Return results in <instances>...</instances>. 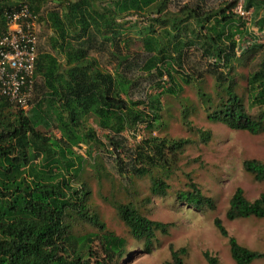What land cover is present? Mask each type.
Returning a JSON list of instances; mask_svg holds the SVG:
<instances>
[{"label": "trees", "instance_id": "obj_1", "mask_svg": "<svg viewBox=\"0 0 264 264\" xmlns=\"http://www.w3.org/2000/svg\"><path fill=\"white\" fill-rule=\"evenodd\" d=\"M50 1L0 0V32L6 30L7 10L22 2L40 14ZM57 1L61 10L39 16L40 21L48 22L53 34L48 37L52 52L39 50L35 105L25 111L0 98V264H120L130 252L128 239L108 229L101 219L93 202V188L84 176L87 158H92L91 165L101 176L103 162L98 154L92 157L97 147L104 144L114 152H126L123 131H132L139 123H145L148 131L162 125L161 96L173 92L175 74L198 90L209 119L234 130L264 133V43H254L241 55L236 54V1L214 10L187 4L174 12L169 10L172 0ZM263 6L264 0H248L245 10L254 8L257 16ZM130 14L148 18V25L139 29L143 48L153 53L143 61L146 73L155 71L160 78L169 77L167 89L159 83L161 91L147 97L146 110L140 108L142 101L128 98L133 80L124 73L103 69L91 55L94 49L108 46L119 59L118 65L128 60L127 55L114 51L120 47L122 21ZM255 24L264 28V16ZM194 45L213 60V92L197 83L203 75L177 68L182 69L185 48ZM239 65L250 67L243 90ZM249 107L257 109L251 112ZM182 116L191 127L188 109ZM91 119L108 130L107 143L91 127ZM202 137L208 140L210 133L203 131ZM140 141L142 150L136 151V157L125 162L119 153L117 166L128 181V193L137 192L136 182L144 178L150 180V193L141 199L128 196L112 203L131 237L149 252L158 235L169 232L170 224L151 219L144 208L152 197L168 195V178L191 140L150 135ZM84 146L87 156L79 151ZM243 167L256 181L264 182V161L246 159ZM188 185L190 188L176 192L183 204L196 210L215 209L214 199L204 195L197 183ZM226 215L229 219L264 218V192L250 200L238 187ZM86 224L96 229H79ZM215 224L228 237L237 264L264 258V252L252 250L229 235L219 218ZM188 253L185 246L171 245L170 258L162 264H186ZM204 256L209 264H221L208 251Z\"/></svg>", "mask_w": 264, "mask_h": 264}, {"label": "rangeland", "instance_id": "obj_2", "mask_svg": "<svg viewBox=\"0 0 264 264\" xmlns=\"http://www.w3.org/2000/svg\"><path fill=\"white\" fill-rule=\"evenodd\" d=\"M234 1L237 3L234 11L239 5H242L245 10L248 0H172L169 10L179 11L187 4L191 6L200 4L205 10H214ZM53 9H62L57 0L45 4L39 16L45 17L47 12ZM262 16H264V6L257 16H255L254 8H250L245 16L236 11L233 25L239 29L234 37L237 42V55H241L254 43H264V28L260 29L255 24V20ZM150 17H154L153 14ZM147 20L146 16L130 14L122 21L123 34L119 40L120 47L114 52L117 55H127L126 62L118 65L119 59L112 54L113 48L108 46L96 48L91 54L99 61L103 69L113 73H124L127 78L133 80L128 98L132 101H142L140 108L144 110L147 109V97L161 91L159 83L166 89L170 86L168 75L160 78L155 71L147 74L146 69L143 68V61L153 54L145 51L139 33V29L148 25ZM39 26V50L52 52L48 37L53 34V31L45 20L40 21ZM212 62V59L204 56L201 49L194 45L185 48L182 69L177 68L181 72L194 73L196 76L203 75L197 83L202 84L206 91L213 92L215 82L210 73ZM249 69V65L238 66L241 90L247 85L245 77ZM180 77L175 74L176 83L172 86L173 92L166 91L161 96L163 124H156L152 131L150 129L148 131L145 127L142 134L144 139L150 135H158L191 140L181 154L174 172L168 178L171 185L168 195L152 197L151 203L147 202L144 208V212L151 219L170 224L169 232L158 235V240L151 251L148 252L142 243L131 237L112 203L114 199L125 200L128 196L132 199H141L150 193L149 178L137 180V192L132 190L128 193L125 188L128 181L120 175L117 166L119 153L121 157H124L125 162L133 160L136 157V151L142 150V147L138 146L142 141L138 142L127 129L122 133L126 139L124 141L126 152L119 150L114 152L104 144L93 151L92 157L98 154L103 162L104 170L101 176L94 171L91 157L87 158L84 165V176L89 179L93 188V202L100 212L101 219L108 229L128 239L130 252L125 255L120 264H162L170 258L171 245L175 248L183 246L188 248L186 264H209L204 256L206 251L216 256L221 264H237L231 255L228 237L224 236L215 224L216 218L222 221L229 235L235 236L242 245L264 252V218L229 219L226 215L230 199L238 187L244 189L245 195L250 200H254L264 192V182L256 181L243 167L246 159L256 158L264 161V133L252 134L245 130H234L224 123L209 119L197 93L198 90L184 83ZM37 83H39V77ZM122 97L125 95L123 94ZM246 102L247 105L250 104L247 95ZM185 108L189 111L188 119L191 121V127H188L182 116ZM256 109L249 107L251 112H255ZM89 124L103 143H107L108 130L99 127L94 119H91ZM203 131L210 133L208 140L203 139ZM54 132L60 134L57 129ZM79 151L87 156L86 146ZM124 163L122 162L121 165ZM191 181L197 183L204 195L214 199L216 204L214 210H196L177 198L176 192L190 188L188 184ZM82 228L84 231L96 229L88 224L85 227H79V229ZM250 264H264V258H256Z\"/></svg>", "mask_w": 264, "mask_h": 264}, {"label": "built area", "instance_id": "obj_3", "mask_svg": "<svg viewBox=\"0 0 264 264\" xmlns=\"http://www.w3.org/2000/svg\"><path fill=\"white\" fill-rule=\"evenodd\" d=\"M236 11L243 16L249 13L242 5ZM5 16L6 30L0 32V98L29 111L37 101L39 14L21 2ZM145 127V123H139L131 134L140 141Z\"/></svg>", "mask_w": 264, "mask_h": 264}]
</instances>
